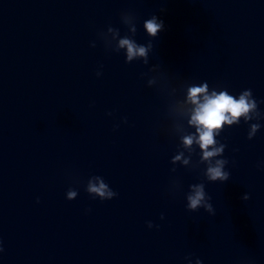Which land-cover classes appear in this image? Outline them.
Masks as SVG:
<instances>
[{"label": "water", "instance_id": "1", "mask_svg": "<svg viewBox=\"0 0 264 264\" xmlns=\"http://www.w3.org/2000/svg\"><path fill=\"white\" fill-rule=\"evenodd\" d=\"M122 14L152 40L148 64L104 35H131ZM203 82L251 89L264 114V0H0V264H264V119L216 137L226 182L195 166L198 147L171 163L185 85ZM93 176L117 195H89ZM196 183L214 216L187 209Z\"/></svg>", "mask_w": 264, "mask_h": 264}, {"label": "clouds", "instance_id": "2", "mask_svg": "<svg viewBox=\"0 0 264 264\" xmlns=\"http://www.w3.org/2000/svg\"><path fill=\"white\" fill-rule=\"evenodd\" d=\"M134 20L135 18L132 15L122 14V22L127 25L131 35L121 37L119 30L112 27H109L104 35H110L112 40L115 41V51L124 50L126 63L142 60L144 64H148L149 53L153 49L152 40L150 39L147 44H138L132 38L137 32ZM143 28L147 36L154 39L164 29V22L157 16L152 15L144 20ZM158 68V65L153 66L150 71L157 72ZM100 74L97 72V76ZM157 79V76H153L148 80V85L151 87L156 84ZM185 89L183 104L191 107L185 108L182 106L177 113L178 116L188 117L187 127L178 123L172 125V130L179 136L180 146L171 163L173 165L179 163L183 166H189L192 155L198 147L199 161L195 166L199 164L206 165L204 176L208 181L226 182L230 178V173L225 171L228 160L220 158L223 156L226 145L220 143L216 137L220 135L225 126L237 125L241 119L246 123L252 120L258 121L264 119V114L258 111V102L253 98L251 89L243 90L238 96L230 95L226 89H209L207 82L187 84ZM260 127L259 123L250 125L249 140L255 136ZM188 128L194 129V132H189ZM185 153L188 155L186 156ZM175 170V168L172 169L173 172ZM86 191L93 198L98 197L102 201L111 200L117 195L100 176H93L88 180ZM77 194L76 190L69 189L66 198L73 200L77 197ZM242 199L248 200L249 195L245 194ZM210 200L211 197L206 193L204 183L189 185V191L186 194V207L189 211H197L203 208L209 215L214 216L215 209ZM161 219H163V216H161ZM148 227L152 228L153 224L148 222ZM2 251L3 249L0 247V252ZM195 264H202V261L197 259Z\"/></svg>", "mask_w": 264, "mask_h": 264}]
</instances>
